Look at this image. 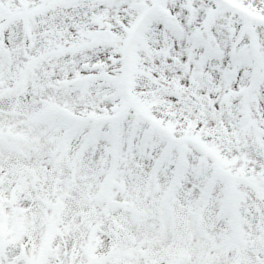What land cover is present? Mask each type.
Wrapping results in <instances>:
<instances>
[{"label":"snow or ice","instance_id":"obj_1","mask_svg":"<svg viewBox=\"0 0 264 264\" xmlns=\"http://www.w3.org/2000/svg\"><path fill=\"white\" fill-rule=\"evenodd\" d=\"M0 264H264V0H0Z\"/></svg>","mask_w":264,"mask_h":264}]
</instances>
